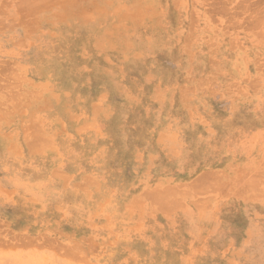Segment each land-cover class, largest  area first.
Returning a JSON list of instances; mask_svg holds the SVG:
<instances>
[{
    "label": "rangeland",
    "instance_id": "374dc122",
    "mask_svg": "<svg viewBox=\"0 0 264 264\" xmlns=\"http://www.w3.org/2000/svg\"><path fill=\"white\" fill-rule=\"evenodd\" d=\"M0 264H264V0H0Z\"/></svg>",
    "mask_w": 264,
    "mask_h": 264
},
{
    "label": "bare ground",
    "instance_id": "6f19581e",
    "mask_svg": "<svg viewBox=\"0 0 264 264\" xmlns=\"http://www.w3.org/2000/svg\"><path fill=\"white\" fill-rule=\"evenodd\" d=\"M40 5H41V4H40ZM8 92H9V91H8ZM211 175H212V174H210L209 176H211ZM214 175H216V174L213 173V176H214ZM253 175H254V174H253ZM205 176H206V175L204 174L202 177H205ZM207 176H208V175H207ZM207 176H206V177H207ZM251 176H252V175H251ZM206 177H205V179H207ZM218 177H219V176H218ZM224 177H225V176H224ZM252 177H253V176H252ZM252 177H251V178H252ZM199 178H201V176H200ZM199 178H198V181H199V182H202L201 180H199ZM214 178H216V177H214ZM219 178H220V177H219ZM219 178H218V179H219ZM249 178H250V177H249ZM205 179H203V180H205ZM210 179H212V178H210ZM210 179H209V181H210ZM246 179H247V178H246ZM253 179L256 180L257 177H256V178L253 177ZM220 180H221V179H220ZM242 180H243V179H242ZM249 180H250V179H249ZM249 180H248V181H249ZM254 180H253V181H254ZM205 181H207V180H205ZM211 181H214V180H211ZM218 181H219V180H218ZM248 181H247V182H248ZM196 182H197V181H196ZM207 182H208V181H207ZM255 182H256V181H255ZM208 183H210V182H208ZM213 183L215 184V181H214ZM213 183H212V184H213ZM219 183H222V182L219 181ZM234 183H235V182H234ZM199 184H202V183H199ZM203 184H204V183H203ZM217 184H218V183H217ZM251 184H252V185H255V183H252V180H251ZM205 185H206V183L204 184V186H205ZM240 185H241V184H240ZM242 185H244V183H243ZM245 185H246V183H245ZM245 185H244V186H245ZM248 185H249V184H248ZM248 185H247V186H248ZM193 186H194V185H193ZM195 186H196V185H195ZM204 186H203V187H204ZM210 186L212 187L213 185L210 184ZM210 186H209V187H210ZM215 186H217V185H215ZM247 186H246V187H247ZM167 187H169V186H166V188H167ZM200 187H201V185H200ZM200 187H199V188H200ZM206 187H207V186H205V188H206ZM249 187H251V186H249ZM249 187H247V188H249ZM173 188H175V187H173ZM191 188H192V187H191ZM168 189H170V191L172 192L171 187H169ZM244 189H246V188H244ZM174 190H175V189H174ZM178 190H180V189H178ZM242 190H243V188H242ZM148 191H149V190H148ZM151 191H152V190H151ZM157 191H160V190H157ZM161 191H162V190H161ZM175 191H176V190H175ZM185 191H187V190H185ZM185 191H184V192H185ZM247 191H248V190H247ZM163 192H166V191L163 190ZM167 192H169V191H167ZM243 192H244V191H243ZM144 193H145V192H144ZM144 193H143V195H144ZM153 193H156V192H153ZM169 193H170V192H169ZM173 193H175V192H173ZM176 193H177V192H176ZM178 193H179V191H178ZM180 193H181V191H180ZM246 193H247V192H246ZM149 194H151V192H149ZM149 194L146 193V195H148V196H149ZM158 194H160V193H158ZM183 194H184V193H182V195H183ZM156 195H157V193H156ZM156 195H155V197H157ZM161 195H163V193H162ZM165 195H168V193H167V194H164V196H165ZM171 195H172V197H171ZM179 195H180V194H179ZM150 196H151V195H150ZM173 196H175V195H173V194L170 193V195H169L170 198H168L167 196H166V197L168 198V200L171 201V200L174 198ZM159 197H160V195H159ZM157 198H158V197H157ZM167 198H166V199H167ZM176 198H177V197H176ZM166 199L164 200L163 197H162V199H161V200H164V201H163V204H164L165 207L168 205V204H166V201L169 202V203L172 202V201L170 202V201H168V200H166ZM155 200H156V199H155ZM176 200H177V199H176ZM176 200H175V202H176ZM153 201H154V199H153ZM177 201H178V200H177ZM156 202H157V201H156ZM159 202H160V201H159ZM161 202H162V201H161ZM161 202L158 203V204H161ZM175 202H174V203H175ZM165 204H166V205H165ZM172 205H174V204L172 203ZM175 205H176V204H175ZM162 206H163V205H162ZM160 207H161V205H160ZM165 207H161V208H165Z\"/></svg>",
    "mask_w": 264,
    "mask_h": 264
}]
</instances>
